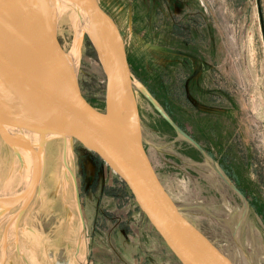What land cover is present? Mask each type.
<instances>
[{"label": "rangeland", "instance_id": "1", "mask_svg": "<svg viewBox=\"0 0 264 264\" xmlns=\"http://www.w3.org/2000/svg\"><path fill=\"white\" fill-rule=\"evenodd\" d=\"M98 1L123 36L161 178L237 264L240 250L264 264V0ZM71 12L59 40L104 110L103 62L88 33L75 47ZM35 148L36 166L0 135V264H181L96 154L60 136Z\"/></svg>", "mask_w": 264, "mask_h": 264}, {"label": "water", "instance_id": "2", "mask_svg": "<svg viewBox=\"0 0 264 264\" xmlns=\"http://www.w3.org/2000/svg\"><path fill=\"white\" fill-rule=\"evenodd\" d=\"M78 4L89 18L99 17L106 25L103 56L89 36L106 74L104 110L92 105L81 90L58 37L59 16L32 1L0 0V107L5 109L0 114V135L8 143H24L36 155L34 145L2 125L28 124L76 140L123 181L181 264H237L179 203L144 147L133 74L116 21L98 0ZM121 77L126 89L123 101L119 99ZM240 251L244 264H252Z\"/></svg>", "mask_w": 264, "mask_h": 264}, {"label": "bare ground", "instance_id": "3", "mask_svg": "<svg viewBox=\"0 0 264 264\" xmlns=\"http://www.w3.org/2000/svg\"><path fill=\"white\" fill-rule=\"evenodd\" d=\"M28 1H30V2L32 1L33 3H35L39 6H45V7L49 8L50 11L55 16H60V14L64 11V9L66 7H70V9L72 10L71 15L74 19V24L76 26V31H77L76 32L77 33V37H76L77 46H75V47L78 49V47L81 44L82 35L84 32H86L89 34V36L93 40V43H94L95 47L97 48L99 54L101 56H103L102 55L103 54V42L105 39L106 25L104 24V22L99 17H97L96 19L89 18L83 11H81V9L78 8V6H79L78 1L79 0H28ZM58 8H59V10L56 11ZM103 30H105V31H103ZM72 55H74V52H71V54H69V57L72 58L73 57ZM119 71H120V75L122 76L123 75L122 67H120ZM118 84L121 88V96L119 97V99L121 101H123V99H125L124 94H125L126 89H125V86L123 85L122 77L119 79ZM2 111H5V109L0 107V114ZM3 117H8V116H3ZM2 127H3V129L7 130L11 134L17 135L21 139L27 141L29 144L34 145V146L40 145L43 141H46L48 138L53 136V135L47 133L46 131H44L42 129H39L35 126L34 127L30 126L28 124L26 125V124H17V123H4V125H2ZM12 144L13 145L18 144V145L26 146L28 148V150L30 151L31 155L33 156L35 166H36V164H40L41 154H39V156L36 155V153L33 151L32 148L25 145L24 143H17L16 140L13 141ZM15 147H17V145H15ZM38 159H40V161ZM33 191H35V190H33ZM31 199H32V197H31ZM26 201H27V199H26ZM244 210H246V209H244ZM244 210H243V212H244ZM243 214L244 213H242V217H243ZM75 256H77V255H75ZM83 260L84 259L81 260L82 264H84Z\"/></svg>", "mask_w": 264, "mask_h": 264}, {"label": "flooded vegetation", "instance_id": "4", "mask_svg": "<svg viewBox=\"0 0 264 264\" xmlns=\"http://www.w3.org/2000/svg\"><path fill=\"white\" fill-rule=\"evenodd\" d=\"M186 56L192 57V56H191V55H189V54H188V55H186Z\"/></svg>", "mask_w": 264, "mask_h": 264}, {"label": "trees", "instance_id": "5", "mask_svg": "<svg viewBox=\"0 0 264 264\" xmlns=\"http://www.w3.org/2000/svg\"><path fill=\"white\" fill-rule=\"evenodd\" d=\"M151 225V224H150ZM152 226V225H151ZM153 227V226H152Z\"/></svg>", "mask_w": 264, "mask_h": 264}]
</instances>
